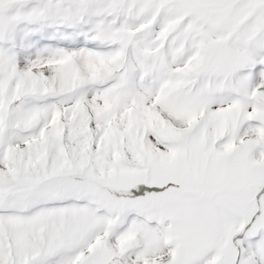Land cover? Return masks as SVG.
I'll return each mask as SVG.
<instances>
[{
    "label": "snow or ice",
    "instance_id": "6c2138e0",
    "mask_svg": "<svg viewBox=\"0 0 264 264\" xmlns=\"http://www.w3.org/2000/svg\"><path fill=\"white\" fill-rule=\"evenodd\" d=\"M0 264H264V0H0Z\"/></svg>",
    "mask_w": 264,
    "mask_h": 264
}]
</instances>
